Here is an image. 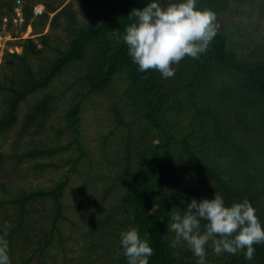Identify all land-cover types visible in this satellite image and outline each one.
Masks as SVG:
<instances>
[{
  "label": "trees",
  "instance_id": "trees-1",
  "mask_svg": "<svg viewBox=\"0 0 264 264\" xmlns=\"http://www.w3.org/2000/svg\"><path fill=\"white\" fill-rule=\"evenodd\" d=\"M37 1L1 0L0 14L4 17L6 10L8 16L15 15L20 7L28 24ZM63 1L45 2L46 11L41 17L54 13L52 30H67L65 44L52 47L51 37L42 35L45 50L52 48L55 53L44 59V49L28 38L22 55L10 54L13 72L9 67L0 79V169L8 160L15 175V181L0 183V235L7 231L10 264H29L36 256L47 257L43 253L53 244L55 235H62L59 226L66 218L65 189L73 178L84 182L78 201L86 202L85 207L94 201L90 195L100 190L103 180L108 186L96 199L104 203L103 208L95 205L84 234L94 240V246L87 247L80 264H92L93 257L104 258L110 251V237L116 238L120 251L107 264H128L120 234L129 228H136L140 238L153 248L149 264H197L198 258L184 250L183 241L175 249L170 246L175 238L168 231L171 210L179 208L183 214L192 199H213L215 192L226 206L247 198L264 227V51L250 59L229 41L228 33L215 21L216 36L206 52L198 59L185 57L173 64L175 75L165 79L155 70L139 71L123 39L126 27L135 22L134 16L129 18L132 11L143 10L151 0H87L88 6H102L105 11L98 22L86 25L79 24L72 7ZM157 2L166 6L181 0ZM231 2L197 0V8L209 9L217 18L229 12ZM260 6L264 12V0ZM36 60L45 63L35 70ZM69 71L75 74L76 95L88 98L93 92H105L112 100L110 109L118 125L126 124L113 145L125 155L107 167H115L114 171L99 172L109 157L107 146L113 141L102 142L99 147L105 151L98 160V151L83 141L82 107L77 97L65 109V123L57 130L58 135L42 139L49 117L59 108V93L36 95ZM116 78L125 84L119 94L114 89ZM31 96L36 99L20 120L21 103ZM125 98L131 112L120 108ZM173 111L185 118L181 136L179 125L167 116ZM127 113L134 119L126 122L123 115ZM140 129L143 133H137ZM67 131L70 139L57 144ZM146 132L154 135L152 141H146ZM5 143L7 151L2 150ZM60 154L62 158L67 155L65 163L70 168L52 188L17 185L18 179L40 178L57 167L47 160ZM115 170L123 171L111 176ZM120 186L130 189L121 196L122 204L106 208L105 200L117 197ZM205 223L201 221V232ZM57 240L60 244L67 241L64 236ZM206 247L216 257L211 262L206 252L208 264H264L262 244L254 245L251 261L245 260L244 251L216 255L211 241ZM18 254L23 263L16 262Z\"/></svg>",
  "mask_w": 264,
  "mask_h": 264
},
{
  "label": "rangeland",
  "instance_id": "rangeland-1",
  "mask_svg": "<svg viewBox=\"0 0 264 264\" xmlns=\"http://www.w3.org/2000/svg\"><path fill=\"white\" fill-rule=\"evenodd\" d=\"M26 1L27 0H25V2ZM54 1L59 3L58 1L62 0H38L36 6L44 8L45 2L53 3ZM85 1L87 0H64L63 2L64 5L69 4L72 7L79 24L86 25L98 22L100 20V15L105 11L104 8L96 5L95 7L93 5L88 6L85 4ZM261 2H263V0H232L229 12H227L226 15L216 18L218 26L223 28V30L228 33L230 39L229 41L235 43L239 51H242L244 55H249L250 59L253 56L263 55L264 51V12H262L260 8ZM3 13H5L4 17L2 13L0 14V79L3 78L5 75L4 73H6V70L9 67V72H13L14 67L9 64L10 61L13 60L10 54L22 55L25 51L24 44L28 38H33L38 47L44 49V59H49L55 53L52 48L45 50V46L41 41V39H43L41 37L42 35L46 34L51 37L49 45L52 47L63 46L68 38L67 30L61 28L52 30L51 23L54 18V13L50 14L48 16L49 18H42L41 16H36L33 10V15L29 19L28 24H26V16L23 11L9 16L6 14V10H3ZM44 63L45 62L42 60H36L34 64L35 70L39 68V66L44 65ZM74 76L75 74L72 71L65 72L62 76L55 80L49 89H43L40 93H38L39 95H36V97H41L48 91L59 93V105H57L59 108L55 110L56 112L51 117H49L47 122L48 130L45 132L46 136L42 135V139L44 141V137L51 139L53 136L58 135L57 130L61 126H64L65 123L64 115L67 114L65 109L67 108L70 100L77 97V100L81 102L82 107L80 126L81 136L89 148L96 149L98 151L95 159H100L99 154H102V152L105 151L104 148L99 147L102 142L106 141L107 143H110L113 141L112 144L107 146V148L110 149V151H106L109 157L105 161L104 166H102V169L99 170L101 174H106L107 171H114L115 168L109 169L107 167L113 165L114 160L125 155L124 151L122 152L120 148L113 145H115L117 139L120 138L119 133H122V128L127 127L126 124L118 125V121L115 120V113L112 109H110L112 100L110 97L106 96L107 94L105 92H93L88 96V98H84L82 95H76L78 90L77 85L73 86ZM114 83V89L117 91V94H119L121 86H124L125 84H120L119 78H116V82ZM36 97H28L21 103L20 120L23 119L22 115L26 113V108H28L30 103L33 102ZM125 100L126 98L123 100V103L125 104H122L120 108L131 112L132 108L127 106V102ZM167 116L172 118L175 124L179 125L177 132H180L179 136H181L183 134L182 132H184L182 127L184 126L185 118L179 117L177 115V111H173L172 113L170 112ZM123 117L126 119V122H129L131 119H134L135 116L131 117V114L127 113L126 115H123ZM21 123L22 122L17 125V128L20 127ZM141 131L144 130L140 129L137 133H143ZM154 134L156 135L155 132ZM144 135L145 138L148 139L146 140L147 142L152 141L151 137L154 136L153 134H147V132L144 133ZM63 137L64 138L60 139L61 142L57 144L67 142L70 139V131L65 132ZM8 142L10 143L12 140L8 139ZM7 148L8 144L5 143L2 150L7 151ZM117 152L119 154H117ZM66 160L67 155H65L64 158L61 157V154L57 155L54 159L47 161L50 163L54 162L58 166L52 168V170L44 176L40 178L30 176L24 180L18 179L16 183L17 185L25 188H52L58 181H60L63 174L69 170L70 167H68L65 163ZM122 171L123 170H115V172L110 175L113 176L114 173L121 175ZM13 181H15V175L11 172L9 161L7 160L2 166V169H0V183H10ZM83 183L84 182H81L79 178H73V180L69 182L67 189H65L64 203L67 206L65 211L66 218L61 221L59 226L62 235L56 234L53 244L49 250L43 253V255L48 258L45 257L43 259L36 256L29 264H80L82 262L81 260L83 255L86 254L85 250L87 247L94 246V240L85 238L84 234L87 232V227L90 225L89 222L93 216L95 205L98 204L100 208H103L104 203L101 205L96 199H100V193L107 189L108 186L107 181L103 180L99 184L100 190L90 195L93 197L94 201H92L89 206L85 207L84 205H86V202L79 203L78 201V198L81 197L79 189H81V185ZM120 187L121 188L118 191L117 197L114 196L112 199L110 197L107 201L105 200L106 208H116L117 205L122 204L121 196L126 195L127 191L130 189L125 186ZM80 204L83 205L81 206L82 208H79ZM40 206L42 208L44 205L41 203ZM59 236H64V238L67 239L66 243L60 244V241L57 240V238L59 239ZM109 239L111 241V247L109 246L110 251H107V255H105L102 259L93 257L90 260L92 261V264H107L110 259L119 255L120 250L118 248L119 245L117 244L116 238L110 237ZM184 243V250L188 249L191 251L186 242ZM205 251L208 253L206 246ZM208 256L211 259V262L215 261L216 257L211 252L208 253ZM16 257V262L23 263V259H19V254Z\"/></svg>",
  "mask_w": 264,
  "mask_h": 264
},
{
  "label": "clouds",
  "instance_id": "clouds-1",
  "mask_svg": "<svg viewBox=\"0 0 264 264\" xmlns=\"http://www.w3.org/2000/svg\"><path fill=\"white\" fill-rule=\"evenodd\" d=\"M133 16L135 22L126 27L123 37L129 56L139 71L155 70L165 79L175 75L173 64L185 57L198 59L216 36V14L198 9L197 0L170 2L166 6L151 0L143 10L134 9L129 18ZM201 221L206 222L203 232ZM168 231L175 234L170 246L175 249L186 242L198 258L197 264H208L205 246L209 241L216 255L244 251L248 261L254 258V245H264V227L248 199L226 206L217 192L213 199H192L183 214L174 207ZM6 235V230L0 235V264H10ZM120 237L128 264H149L154 250L140 238L136 228L123 231Z\"/></svg>",
  "mask_w": 264,
  "mask_h": 264
},
{
  "label": "built area",
  "instance_id": "built-area-1",
  "mask_svg": "<svg viewBox=\"0 0 264 264\" xmlns=\"http://www.w3.org/2000/svg\"><path fill=\"white\" fill-rule=\"evenodd\" d=\"M34 13L36 14V16H42L44 13H45V7L43 8V7H37L36 5L34 6ZM22 12V10H21V8L19 7V8H17V13L18 12Z\"/></svg>",
  "mask_w": 264,
  "mask_h": 264
}]
</instances>
